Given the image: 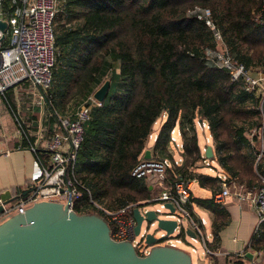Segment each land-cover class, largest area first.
<instances>
[{
  "label": "trees",
  "instance_id": "1",
  "mask_svg": "<svg viewBox=\"0 0 264 264\" xmlns=\"http://www.w3.org/2000/svg\"><path fill=\"white\" fill-rule=\"evenodd\" d=\"M196 5L211 10L238 62L264 71L262 0H58L55 64L50 85L43 91L42 125L49 137L58 129L59 115L74 112L84 101L91 106L75 162L82 191L73 205L77 213L100 214L94 203L110 209L146 205L157 187L150 188L132 170L146 148L151 158L173 161L170 132L174 127L181 131L183 161L168 168L165 183L193 181L212 194L218 192L217 175L200 170L205 158L199 121L208 125L211 134L216 173L248 189L264 186L259 176L264 175V155L256 161L260 98L245 90L240 80H231L225 68L206 63V51L216 50V42L204 20L188 15ZM12 8L11 0L3 1L6 12ZM106 79L110 85L105 99L90 103L88 97ZM37 117L30 118V127H23L26 139L34 140L30 132L39 128ZM161 117L165 118L150 144L148 137ZM252 129L256 132L251 140ZM41 152L36 154L45 157L46 150ZM194 204L213 213L206 246L216 252L229 213L212 197H191L186 207L195 219ZM180 236L185 238L184 233ZM248 248L264 252V223L251 235ZM247 254L208 257L211 264H248Z\"/></svg>",
  "mask_w": 264,
  "mask_h": 264
},
{
  "label": "built area",
  "instance_id": "2",
  "mask_svg": "<svg viewBox=\"0 0 264 264\" xmlns=\"http://www.w3.org/2000/svg\"><path fill=\"white\" fill-rule=\"evenodd\" d=\"M3 1L0 0V21H6L7 27L3 31L0 29V96L5 97L9 89L26 81H30L43 92L50 85L52 68L55 64L54 20L58 11V0H11L13 8L10 12L3 9ZM188 15L204 20L213 31L216 50L206 51V63L209 66L225 68L231 80H240L245 90L254 92L260 98L259 110L262 113V123L259 128V151L256 154V161H258L264 155V71L251 70L233 57L224 43L221 31L212 20L209 8L196 5L188 12ZM259 18L264 22V17L259 15ZM218 43L222 46V53L217 47ZM88 100L90 103H99L94 99L93 94L88 97ZM90 107L84 101L74 112L66 116H58V129L46 141V156L35 154V168L31 178V186L35 189L25 199L5 206L4 211L0 213V222L11 214L23 213L31 204L47 198H58L73 209L74 202L82 196L75 176V162L82 140L83 124L89 119ZM198 123H201L202 133L205 130L208 131V125L205 122ZM176 130L181 137L180 129ZM176 130L173 128L170 132L172 152H176V155L173 154V161L169 158L143 157L132 170V175L145 178L151 187L160 188L158 197L151 199L152 204L157 203V206L153 208L158 214L170 217V212L164 204H172L175 215L181 220L186 218L188 227L196 234L194 239L184 232L185 238L176 237L170 240L171 245L175 246L176 243L183 241H200L206 256L213 253L220 254L217 251H210L206 246L208 235L205 231V219L193 218L186 207L192 197L193 181L176 180L172 184L165 183L168 168L183 161L182 142L174 136ZM19 131L23 133L21 127ZM43 131L42 124H39L37 142L45 137ZM255 132L254 129L249 132L251 140ZM151 138L155 140L156 135L151 133L148 140ZM210 139L211 134L208 133L205 136L206 143L210 142ZM205 147L202 148L205 158L203 164L211 166L215 161L205 157ZM37 148L38 146L34 144L30 146V150L35 153ZM216 175L220 179V190L212 194L213 202L222 204L224 199L232 194L246 198L258 215L256 231L260 224L264 223V186L248 189L235 182H229L223 173H216ZM259 176L264 180V175L259 174ZM94 205L107 220L113 239L130 240L140 255L147 253L148 247L144 239L148 230L141 228L138 235L134 234L136 221L133 217V208L137 206L136 204L130 203L118 209H110L96 203ZM236 254L242 258L247 251L242 249ZM248 264L257 263L251 259Z\"/></svg>",
  "mask_w": 264,
  "mask_h": 264
},
{
  "label": "water",
  "instance_id": "3",
  "mask_svg": "<svg viewBox=\"0 0 264 264\" xmlns=\"http://www.w3.org/2000/svg\"><path fill=\"white\" fill-rule=\"evenodd\" d=\"M6 27L7 22L1 20L0 29ZM109 85L106 79L94 90L97 102L105 99ZM204 155L213 158L211 145L205 147ZM143 157H151L149 148ZM34 189L28 186L14 195L8 189L0 192V213ZM164 206L170 217L158 214L154 208H133L135 235L144 221L160 232L157 237L148 230L144 239L148 251L140 255L130 240L112 238L107 220L98 212L77 213L58 198L37 201L23 213L11 214L0 222V264H193L191 254L184 248L160 243L184 232L196 238L195 232L175 215L173 205Z\"/></svg>",
  "mask_w": 264,
  "mask_h": 264
},
{
  "label": "crops",
  "instance_id": "4",
  "mask_svg": "<svg viewBox=\"0 0 264 264\" xmlns=\"http://www.w3.org/2000/svg\"><path fill=\"white\" fill-rule=\"evenodd\" d=\"M43 103V92L30 81L9 89L5 97L0 96V192L8 189L14 195L31 186V178L35 168V154L38 150L45 153L48 137L45 136L37 142L35 139L37 130H32L30 135L34 137V140L26 139L24 130L22 133L19 129L20 127L23 129L24 126L30 127L32 125L30 118L34 115L37 117L38 110L37 120L39 124H42L45 115ZM37 108L39 109L37 110ZM42 127L45 133V126L42 125ZM24 140L27 144H24ZM33 144L38 146L36 153L30 150V146ZM207 145L205 143L201 146L203 148ZM200 170L206 173L201 168ZM209 170L213 172V176L216 174L213 167ZM193 186L194 182L191 184L192 197L210 198L212 196L210 189L201 188L198 185L199 190L195 192ZM222 205L227 209L229 217L227 224L219 233L220 247L217 252H220L219 255L235 254L246 249L251 235L255 232L258 215L246 198L233 194L227 196ZM193 208L197 218H203L207 223L209 221V229L206 233L210 237L213 213L196 204L193 205ZM186 225L188 226V224ZM246 251L251 253L250 259L255 260L257 264H264V252H256L251 248L246 249ZM207 259L210 263L208 256Z\"/></svg>",
  "mask_w": 264,
  "mask_h": 264
},
{
  "label": "rangeland",
  "instance_id": "5",
  "mask_svg": "<svg viewBox=\"0 0 264 264\" xmlns=\"http://www.w3.org/2000/svg\"><path fill=\"white\" fill-rule=\"evenodd\" d=\"M217 47L218 49L220 50V53H222V46L220 43L217 44ZM165 117H161L154 125L153 127V131H152V134L153 135H156V133H158V130L159 128L161 127V123L162 121L164 120ZM201 124V123H200ZM200 124L198 123L196 126H197V129H198V134H199V139H200V144L203 146L205 145L206 143V140H205V136L208 135L209 131L205 130L204 134L202 133V130L201 129V126ZM175 130L178 129V127H174ZM174 136L177 140L181 141V137L180 135L178 134L177 130L175 131L174 133ZM154 138H151L149 139V142L151 144L152 140ZM206 144H209L211 145L212 144V141H210V143H206ZM212 146V145H211ZM174 155H176V152H173ZM209 167H212V164L211 166H206L204 164H201V169L204 170L206 173L208 174H211L213 175V172L211 170H209ZM156 189V187L154 188ZM193 190L195 192H197L199 190V187H198V184L196 182H194V186H193ZM160 193V189H156V194L155 196L152 198V199H156L158 197ZM152 200H150L148 203H145L146 205L145 206H142V208H153V207H156L157 206V203L155 204H152L151 202ZM206 217L208 218V216L206 215ZM182 221L187 224V220L186 218H182ZM208 221V220H207ZM209 221L208 223L206 222V225H205V229H206V232L207 230L209 229ZM142 229H147L149 230L151 233H154L157 237L160 235V232L156 229V227L153 225V226H149V224L144 221L143 224H142ZM170 240H173V239H165V240H162L160 243L162 244H169ZM177 246H180L182 248H184L185 250H187L190 254H191V257H192V261H193V264H208L209 261L207 259V256L206 254L204 253V250L202 248V245H201V242L200 241H197V242H191V243H186V242H178L176 243ZM193 249H196L197 251H194ZM211 264V263H209Z\"/></svg>",
  "mask_w": 264,
  "mask_h": 264
}]
</instances>
